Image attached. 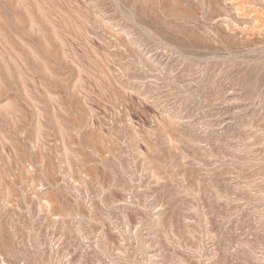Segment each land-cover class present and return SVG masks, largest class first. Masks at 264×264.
Returning <instances> with one entry per match:
<instances>
[{"label":"rangeland","instance_id":"rangeland-1","mask_svg":"<svg viewBox=\"0 0 264 264\" xmlns=\"http://www.w3.org/2000/svg\"><path fill=\"white\" fill-rule=\"evenodd\" d=\"M0 264H264V0H0Z\"/></svg>","mask_w":264,"mask_h":264}]
</instances>
